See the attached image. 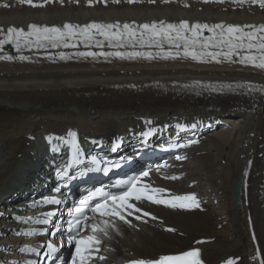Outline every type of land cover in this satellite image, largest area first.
Listing matches in <instances>:
<instances>
[{
    "label": "bare ground",
    "instance_id": "1",
    "mask_svg": "<svg viewBox=\"0 0 264 264\" xmlns=\"http://www.w3.org/2000/svg\"><path fill=\"white\" fill-rule=\"evenodd\" d=\"M259 14H264L259 6L186 1L73 2L38 8L6 3L0 5V27L142 18L264 23ZM31 59L32 64L0 63L1 197L33 161L30 138L67 136L73 131L110 140L138 132L148 120L164 126L184 119L227 116L235 124L212 132L188 154V163L165 166L168 176L182 175L181 180L150 182L172 195L195 194L200 207L177 211L139 204L156 219L144 217L147 223L130 219L135 227L117 222L119 234L112 232L101 250L106 260L95 264L158 258L190 249L196 242L207 264H226L229 259L234 264H258L253 259L255 247L264 260V72L188 62L92 64ZM192 182L198 184L189 188ZM212 206L222 212L223 221Z\"/></svg>",
    "mask_w": 264,
    "mask_h": 264
},
{
    "label": "snow or ice",
    "instance_id": "2",
    "mask_svg": "<svg viewBox=\"0 0 264 264\" xmlns=\"http://www.w3.org/2000/svg\"><path fill=\"white\" fill-rule=\"evenodd\" d=\"M22 3H27L33 7L38 5L33 4V0H21ZM47 2V0H45ZM133 2V0H129ZM223 2V0H218ZM233 3L243 5L245 3L251 5H259L264 9V0H232ZM141 31L137 36L136 29L130 25H123V30L119 24H89L83 28L64 24L63 28L58 27H41L35 24L28 26V30L19 29L16 27H9L4 33L3 38L0 39V50L3 49L5 44H11L18 52L24 47L42 48L50 45L56 47H75L72 41L74 37H80L81 43L87 42L91 44L95 37L102 36L103 41L95 40L97 47H103L104 41L108 42L110 47H123L125 42H137L141 46L147 44L149 47L155 46L162 49L163 44H168L170 48H175L176 51H163L153 54L152 52H77L75 55L80 58L91 57H115L119 59H176L178 57L190 58L202 63L223 61L234 62L233 57H239L238 62L245 66H251L256 69L264 70V25L259 27L253 25H245L243 27L236 25H223L216 24L209 26L207 24H193L189 25L187 21H181L177 24H165L160 22L159 26L153 23L143 24L140 26ZM245 29H248L247 31ZM207 30L212 33L210 37H203V32ZM0 32H3L0 29ZM115 42V43H113ZM182 49V52H181ZM215 49V50H213ZM59 59L66 60L71 57L64 53L59 54ZM222 58V59H221ZM12 56H0V60H12ZM19 60L28 59L26 56L20 55L16 57ZM150 123V121H149ZM183 130L182 126H177ZM196 127L195 124L192 125ZM150 130L144 133L146 137L151 135ZM51 142L52 137H49ZM63 143L71 146L73 150L72 157L69 160L67 167L73 164L80 163L79 157L82 153L76 143V133L69 131L67 138L57 137ZM118 145H113V151L116 150ZM58 148H53V151H58ZM178 160H183L185 157L177 156ZM93 164L97 167L93 170L101 171L99 162L93 158ZM119 167V165H114ZM67 167L63 172H57L58 177L67 175ZM104 173L110 171L109 168L102 169ZM149 172L144 171L139 176L133 177L124 183L127 187L117 193H104L99 202L89 205L88 200H81L80 206L73 210V219L68 222L67 233L68 243L74 244L75 249L72 253L70 264H95L97 260L105 261L106 257L101 255V250L105 242L111 238V233L119 234V227L117 222H121L130 227H135L129 217L135 220H143L144 217H149L155 220L156 217L152 216L150 212L144 211L138 204L148 202L155 205H164L172 209H194L200 207V202L197 200L195 194L186 195H172L167 193L166 189L153 187L150 184L143 183L142 178L148 177ZM176 179V177H170ZM96 195H101L97 193ZM90 194L88 199H91ZM44 204L59 205L61 201L56 198H50L43 201ZM91 212V216L87 215ZM55 216V212H46L43 214V219H37L34 222L38 224H48L51 217ZM16 219H20L17 217ZM31 219V218H30ZM166 231L173 232L175 229L168 228ZM35 232L29 231L23 233L25 236L35 235ZM255 241V236H253ZM46 256L52 259L53 254L57 252V248L49 243L47 245ZM107 250V249H105ZM21 252L36 253V248H21ZM254 260H260V251L257 250ZM24 264H36L34 260H26ZM126 264H203L201 260L200 250L194 248L178 254L161 255L158 258L151 259H132L126 261ZM226 264H234L232 259L226 261ZM260 264H264V260H260Z\"/></svg>",
    "mask_w": 264,
    "mask_h": 264
},
{
    "label": "rangeland",
    "instance_id": "3",
    "mask_svg": "<svg viewBox=\"0 0 264 264\" xmlns=\"http://www.w3.org/2000/svg\"><path fill=\"white\" fill-rule=\"evenodd\" d=\"M139 13H141V11L139 12ZM144 14H146V13H144ZM257 16V15H256ZM259 16L261 17H264V14H259ZM258 16V17H259ZM155 115V114H154ZM154 115H151V119H152V116H154ZM156 116V115H155ZM243 158V157H242ZM200 191H201V193H203V194H205V192H206V190L205 189H201L200 188ZM207 196L206 197H209L208 196V194H206ZM210 198V197H209ZM217 201V200H216ZM210 203H212V202H210ZM213 204V203H212ZM212 211L217 215L216 217H218V219L220 220V221H223V215L221 214L222 212L220 211V210H218L217 209V207H215V206H212ZM224 222H226V221H224ZM221 228V226L220 227H218V229H220Z\"/></svg>",
    "mask_w": 264,
    "mask_h": 264
}]
</instances>
